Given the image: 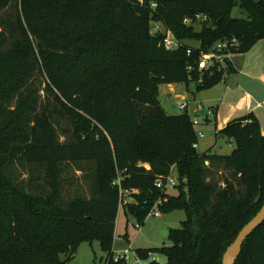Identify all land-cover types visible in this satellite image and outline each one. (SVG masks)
Segmentation results:
<instances>
[{
    "label": "trees",
    "instance_id": "trees-1",
    "mask_svg": "<svg viewBox=\"0 0 264 264\" xmlns=\"http://www.w3.org/2000/svg\"><path fill=\"white\" fill-rule=\"evenodd\" d=\"M235 8L244 15L234 16ZM8 9L12 20L0 22V61L15 67L0 81L3 264H65L80 243L93 241L107 253L104 264H125L112 255L121 208L117 177L123 189L135 191L122 207L136 223H144L159 199V212L179 209L186 216L168 229L171 245L138 247L137 260L161 264L158 253L166 257L162 264H221L264 203L258 118L250 112L216 130L235 143L230 154L200 153L191 116L166 114L156 90L194 81L200 91L223 82L224 71H235L232 63L201 70L199 78L200 54L232 38L237 45L230 50L246 53L264 39V0H0V18ZM154 21L183 46L166 50L162 35L150 34ZM42 84L53 111L68 121L60 132L49 108H37ZM15 160L40 175L13 180L8 167ZM69 166L89 179L86 194L63 196L65 184L74 182ZM173 168L177 192L169 194L156 182ZM234 264H264V222Z\"/></svg>",
    "mask_w": 264,
    "mask_h": 264
},
{
    "label": "rangeland",
    "instance_id": "rangeland-1",
    "mask_svg": "<svg viewBox=\"0 0 264 264\" xmlns=\"http://www.w3.org/2000/svg\"><path fill=\"white\" fill-rule=\"evenodd\" d=\"M10 12L11 9L4 11V13H2V17L0 18V22L3 20V18L6 22L11 21L12 17L9 16ZM232 14L236 17H241L244 15L238 8H235ZM195 28L199 29L200 25L196 24ZM191 41V44L196 45V42L193 40ZM8 46L9 45L6 43L4 48H7ZM14 67L15 65L10 61L7 63L0 61V81H3L5 80L4 78L9 77L10 72L14 69ZM198 72V77L200 78L202 71L198 70ZM224 74L226 77L228 76L227 71H224ZM231 74L229 77H231ZM41 80L42 79L39 77L36 84H40ZM225 80L223 82H225ZM43 87L44 84L41 85V89L38 91L40 97L38 98L39 106H37V108L39 110L42 105H45L47 108H49L54 117L55 127L58 129V132H60L62 126L67 125L68 121L66 122L65 118L57 115L53 111L52 103L47 99L45 92L43 91ZM256 87L258 89L261 88L262 91H264L261 86L257 85ZM249 88H252V86ZM156 94L157 99L166 114L187 112L192 118L193 105L200 104L202 106V109L197 113L199 123L194 125V130L197 137L196 150L198 152L202 153L211 150L214 153L226 155L230 154L234 149L235 143L233 141H231L226 136L216 134V120L219 121L221 118L225 117L227 112H232V109L242 105L240 102L241 95H239L244 94L242 90L235 86L230 87L227 82L222 83L221 81L212 88L197 91L195 82L190 81L188 85L185 83L160 84L157 87ZM183 98L189 102L186 110H181L177 106ZM218 111L219 115L215 118V115ZM246 113L247 112L243 109H239V111H235L231 115L232 117L229 120L243 116ZM254 113L255 115H258V117L259 114H261L259 121L262 128L264 129V107ZM207 118L210 119V121H206ZM200 132L203 133L202 136H200ZM59 138L60 140H64L63 135L59 136ZM8 169L10 176L15 181L22 180L23 178L27 180L29 172L33 174V177H35L36 174L40 175V173L35 174V168H30L28 165H21V163L17 160H15V165L12 167L9 166ZM66 170L67 174L74 179V182L65 184L66 186L63 190V196L67 198L71 196L76 190H82L85 192L88 187L89 179L87 177H83L82 171L76 170L73 166H69L68 168L66 167ZM171 175H176L174 168L171 169ZM217 175H220V172H218ZM36 182H40V180H37ZM166 190L169 194H175L177 192L174 187H168ZM86 193L87 192H85V194ZM122 206H124V204H122L121 208H119L118 217L116 220L115 234L112 243V255H114V257L119 255L122 256L123 251L128 249L129 251L126 255L125 264H144L143 261H138L134 256V250L138 247L156 248L163 245H171V240L168 238V236L163 235L162 231H166L170 228H179L181 226V222L186 218L185 212L183 210L177 209L168 213L160 212V216L146 215L144 223H140L139 226H135L136 220L131 215L127 214L126 209ZM154 256L157 262L161 264L166 261V257L161 254L155 253ZM106 257L107 253L101 250L97 241H93L91 244L88 242H82L77 247L73 258L66 261L65 264H104ZM0 264H3L2 260H0Z\"/></svg>",
    "mask_w": 264,
    "mask_h": 264
},
{
    "label": "built area",
    "instance_id": "built-area-1",
    "mask_svg": "<svg viewBox=\"0 0 264 264\" xmlns=\"http://www.w3.org/2000/svg\"><path fill=\"white\" fill-rule=\"evenodd\" d=\"M142 2V0H139ZM150 7L155 9L157 7V3L156 2H151L150 3ZM197 18H199V16H197ZM184 22L187 24L190 22V20L185 19ZM152 25L150 26V34L152 35H162V40L161 43L163 45V47L166 50L169 51H173V50H177L178 48H180L181 46H183V42L179 39H177L173 33L171 32L170 29H168L162 22L157 21V22H152ZM237 45V40L235 38L232 39H224L221 40L217 43L214 44V46L208 50V51H202L200 54V58L197 62L198 65V69L199 70H208L211 69L213 67H218V69H227L228 67V63L229 61H231V58L237 54L234 53L230 50L231 47ZM192 51L191 47H187V54L190 55ZM189 102L186 99H182V101H180L178 103V108L181 110H184L188 107ZM202 109V106L200 104H195L193 105V117H192V121L195 124L199 123V118H198V111ZM203 133L200 132V136H202ZM193 147L197 148V144L194 143ZM176 175L172 176L171 174L168 175L164 180H158L156 182V186L159 188H163L166 189L168 187H174L176 184ZM113 184L118 185L119 188V193H120V206L122 204H126V203H130L132 201L131 198H129V195L131 192H135L134 190L132 191H128L127 189H123L121 187V180L120 177H117V179L115 180V182H113ZM162 203V200L159 199L155 202V204L153 205V207L151 208V210L149 211L148 215H154V216H160V212L158 209V206ZM135 226H139L138 223H136ZM128 249H125L123 251L122 256H116L115 259H117L118 257H122L124 259H126V255L128 253ZM139 261V260H138Z\"/></svg>",
    "mask_w": 264,
    "mask_h": 264
},
{
    "label": "crops",
    "instance_id": "crops-1",
    "mask_svg": "<svg viewBox=\"0 0 264 264\" xmlns=\"http://www.w3.org/2000/svg\"><path fill=\"white\" fill-rule=\"evenodd\" d=\"M239 55L235 54L231 59V63L235 69V71L233 72L234 74L229 73L226 77L225 82L222 83L227 82L230 87L235 86L244 92L243 95L239 94L241 95L240 102L242 105L236 107L235 109H232V112H227L225 117L221 118L219 121L216 120L217 129L224 127L226 125V122L232 117L231 115L235 111H239V109H243L247 113L252 112L253 114H255L254 112H257L264 107V91H262L261 88L258 89L256 87L257 85H259L264 89V39L258 41L246 53H242ZM230 74L231 77H229ZM250 86H252V88H249ZM218 115L219 111L216 113L215 118ZM256 117L259 121V117H261V114H259V117L258 115H256ZM206 121H210V119L207 118ZM259 125L261 133L264 135V129L262 128L260 121Z\"/></svg>",
    "mask_w": 264,
    "mask_h": 264
},
{
    "label": "water",
    "instance_id": "water-1",
    "mask_svg": "<svg viewBox=\"0 0 264 264\" xmlns=\"http://www.w3.org/2000/svg\"><path fill=\"white\" fill-rule=\"evenodd\" d=\"M257 197L255 202L258 201ZM264 222V203L258 212L240 229L234 240L226 247L222 255L221 264H234L238 258L241 247L246 238L254 231L259 225ZM162 234L169 235L168 230H163Z\"/></svg>",
    "mask_w": 264,
    "mask_h": 264
}]
</instances>
